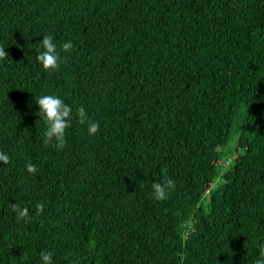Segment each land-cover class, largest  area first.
Returning a JSON list of instances; mask_svg holds the SVG:
<instances>
[{
  "label": "trees",
  "instance_id": "obj_1",
  "mask_svg": "<svg viewBox=\"0 0 264 264\" xmlns=\"http://www.w3.org/2000/svg\"><path fill=\"white\" fill-rule=\"evenodd\" d=\"M45 35L54 70L37 60ZM0 46V264L264 253V0H0ZM42 95L73 108L63 148L45 142Z\"/></svg>",
  "mask_w": 264,
  "mask_h": 264
},
{
  "label": "clouds",
  "instance_id": "obj_2",
  "mask_svg": "<svg viewBox=\"0 0 264 264\" xmlns=\"http://www.w3.org/2000/svg\"><path fill=\"white\" fill-rule=\"evenodd\" d=\"M42 51L37 55V60L45 70L57 69L62 60L60 52L58 51V45L52 35H45L39 42ZM73 47L71 41L63 43L62 48L65 52L69 51ZM8 55L6 49L0 46V60H3ZM38 105V113H40V119L45 121L47 126L46 143L52 140L56 141L58 148L65 146V133L66 129L70 126L73 118L72 106L66 104L64 100L57 95H42L36 98ZM76 115L80 124L87 122V131L89 135L96 134L100 129L99 122L88 121L86 109L81 106L76 110ZM10 157L3 152H0V162L8 163ZM27 171L29 173H35L37 171L36 166L33 164L27 165ZM174 186V181L167 180L165 183H153L154 194L156 199L164 200L167 198V189ZM38 210H43V205H38ZM12 210L16 213L17 220L25 219L29 217L28 208H20L18 205L13 204ZM40 264H54L53 253L49 251H42L40 253ZM254 264H264V253H261L260 257L255 260Z\"/></svg>",
  "mask_w": 264,
  "mask_h": 264
}]
</instances>
